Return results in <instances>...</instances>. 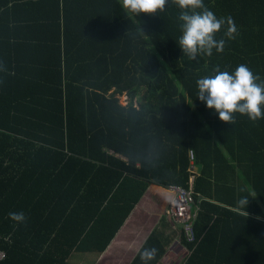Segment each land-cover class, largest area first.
I'll list each match as a JSON object with an SVG mask.
<instances>
[{"label":"trees","instance_id":"obj_1","mask_svg":"<svg viewBox=\"0 0 264 264\" xmlns=\"http://www.w3.org/2000/svg\"><path fill=\"white\" fill-rule=\"evenodd\" d=\"M203 2L238 35L222 26L224 51L191 60L175 0L140 16L122 0H0V264L103 252L152 184L192 176L197 241L182 236L180 264H264V119L219 120L196 83L239 64L264 80V0ZM173 240L154 230L141 250L175 264Z\"/></svg>","mask_w":264,"mask_h":264},{"label":"clouds","instance_id":"obj_2","mask_svg":"<svg viewBox=\"0 0 264 264\" xmlns=\"http://www.w3.org/2000/svg\"><path fill=\"white\" fill-rule=\"evenodd\" d=\"M170 0H122V6L130 13L155 15L165 10ZM179 7L181 35L178 46L184 55L197 60L200 55L212 56L224 51L225 39H217L216 34L226 25L224 35L235 39L237 26L231 16L217 17L204 6L203 0H175ZM215 75L197 80V98L206 108L213 110L219 120L234 123L235 114L246 115L250 121L264 119V80L254 74L246 64H239L234 71L215 69ZM247 197L239 200L241 207L247 206ZM9 218L18 224L26 222L23 211L10 212ZM157 249L143 248L139 252L141 264H150L156 257Z\"/></svg>","mask_w":264,"mask_h":264},{"label":"crops","instance_id":"obj_3","mask_svg":"<svg viewBox=\"0 0 264 264\" xmlns=\"http://www.w3.org/2000/svg\"><path fill=\"white\" fill-rule=\"evenodd\" d=\"M53 8L56 11V1ZM0 9L2 10L3 7ZM42 9L46 10L45 5L41 6ZM60 11H62V0H60ZM28 13L31 14V12ZM38 13L39 16L44 15V12L38 11ZM193 169L196 171L195 167ZM171 197L172 193L168 188L152 184L103 252L74 250L70 262L73 264H131L150 234L154 230H159L166 236H175L176 241L174 245L168 247L166 260L180 264L188 255V250L181 245L179 233L165 214ZM181 251L182 255L179 256L178 253Z\"/></svg>","mask_w":264,"mask_h":264},{"label":"built area","instance_id":"obj_4","mask_svg":"<svg viewBox=\"0 0 264 264\" xmlns=\"http://www.w3.org/2000/svg\"><path fill=\"white\" fill-rule=\"evenodd\" d=\"M190 155L191 160L194 161L193 151L190 152ZM168 190L172 193V197L166 209V216L172 221L173 228L179 233L180 240L184 236L187 242L196 243L194 222L200 207L195 198L194 176L190 178L189 187L172 184L169 185ZM4 257L5 253L0 251V259Z\"/></svg>","mask_w":264,"mask_h":264},{"label":"rangeland","instance_id":"obj_5","mask_svg":"<svg viewBox=\"0 0 264 264\" xmlns=\"http://www.w3.org/2000/svg\"><path fill=\"white\" fill-rule=\"evenodd\" d=\"M120 99H121V102L124 103V104H126V103L128 102V98H127V96H125V95L121 96ZM172 237H173V239H174L175 236L172 235ZM175 241H176V240H173V242H172V244L170 245V247H171L172 245H174ZM175 245L178 246V244H175ZM178 254H179V256H181V255H182V251H181L180 253H178Z\"/></svg>","mask_w":264,"mask_h":264}]
</instances>
